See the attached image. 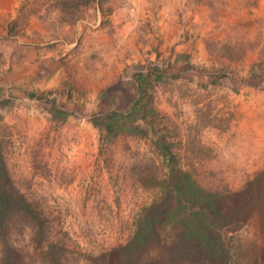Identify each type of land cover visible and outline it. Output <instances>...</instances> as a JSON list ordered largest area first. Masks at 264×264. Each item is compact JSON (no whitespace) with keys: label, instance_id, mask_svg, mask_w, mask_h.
Masks as SVG:
<instances>
[{"label":"rangeland","instance_id":"obj_1","mask_svg":"<svg viewBox=\"0 0 264 264\" xmlns=\"http://www.w3.org/2000/svg\"><path fill=\"white\" fill-rule=\"evenodd\" d=\"M102 3L111 13L102 17L91 2L73 22L43 7L11 37L4 24L12 11L0 14L7 169L49 214L53 235L66 230L70 260L78 264H88L87 257L105 264L98 255L129 238L141 208L157 194L150 176L161 158L147 137L122 133L104 143L91 121L129 108L133 71L155 65L167 75L155 84L154 104L169 120L180 165L201 184L235 191L264 169V0ZM179 52L187 60L177 59ZM52 104L68 114L53 117ZM259 226L254 216L235 229L244 264H264ZM46 247L27 233L24 264H42Z\"/></svg>","mask_w":264,"mask_h":264},{"label":"trees","instance_id":"obj_2","mask_svg":"<svg viewBox=\"0 0 264 264\" xmlns=\"http://www.w3.org/2000/svg\"><path fill=\"white\" fill-rule=\"evenodd\" d=\"M91 2L98 3L102 17L111 13V5L104 7L103 0H22L16 15L4 24L6 34L18 35L31 15L46 6H51L61 21H76ZM179 53L177 59L187 60L186 52ZM216 74L221 77L225 71ZM132 77L135 96L129 108L99 113L91 121L100 129L104 143L122 133L147 137L152 153L161 158L150 176L157 194L141 208L129 238L98 256L105 264H244L240 258L245 250L235 232L242 221L258 218L259 241L264 248V169L235 191L221 192L201 184L180 165L169 120L154 104L155 84L167 75L154 65L133 71ZM51 111L55 118L68 114L55 104ZM50 222L49 214L13 182L0 140V264H24L20 253L27 233L37 242H47L42 264H78L70 260L71 239L66 230L55 236ZM86 263L95 264L89 257Z\"/></svg>","mask_w":264,"mask_h":264},{"label":"crops","instance_id":"obj_3","mask_svg":"<svg viewBox=\"0 0 264 264\" xmlns=\"http://www.w3.org/2000/svg\"><path fill=\"white\" fill-rule=\"evenodd\" d=\"M18 4H19V2H17V6H15L16 5V0H5L4 3L2 5H0V14L1 15H5L6 14L8 16V14L5 13L4 11H12V14L11 15H12V17H14L16 14L13 15V13H14L13 12V9L16 11L17 10V7H18ZM32 23H33V27H35L36 29H38L37 26H36L37 25L36 21H33ZM4 33H6V29L5 28H4ZM9 37H11V36H9Z\"/></svg>","mask_w":264,"mask_h":264}]
</instances>
